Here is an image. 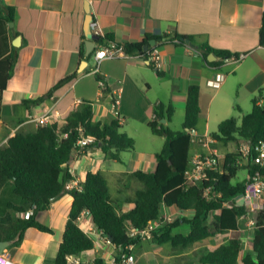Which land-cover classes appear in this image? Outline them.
<instances>
[{
    "label": "crops",
    "instance_id": "obj_1",
    "mask_svg": "<svg viewBox=\"0 0 264 264\" xmlns=\"http://www.w3.org/2000/svg\"><path fill=\"white\" fill-rule=\"evenodd\" d=\"M7 6L15 8V15L14 20L10 21L7 11H0V59L15 50L18 59L2 94L0 146L20 129L35 130L41 124L39 119L45 115L50 117L48 122L63 120L83 100L94 102V121L111 123L116 119L112 111V92L120 88L121 131L135 139V148L125 151L126 155L122 152L120 160L109 158L100 144L82 150L78 148L66 167L75 177L72 184L84 181L88 172H101L107 181L110 198L121 212L134 208L136 192L143 187L134 172L154 170L157 165L156 153L164 146L165 137L154 134L149 126L150 121L154 120L158 103L174 106L172 121L167 124L172 130H180L172 127L173 118L181 110L185 116L188 89L191 85L200 86L201 107L205 115L200 118L198 130L193 136L192 159L197 152H217L211 142L205 145L199 140L212 138L208 131L211 121L219 125L231 115L229 103L236 90L237 95H241V90L245 95H257L260 88L264 89V47L259 44L264 0H91L93 32L100 36L113 35L115 43L138 42L149 34L167 33L192 37L198 47L187 43L160 44V74L148 59L141 56L105 59L100 64V72L107 82L105 89L93 73L94 66L91 67L93 53L100 45L98 39L94 51L85 57L88 39L84 31L87 16L85 0H0V8ZM17 37H20L18 46L14 45ZM202 44L229 50L233 54H244V58L239 62L225 60L221 67H213L201 53ZM74 73L76 77L59 87L51 97L47 96L61 79ZM222 75L223 79L217 87L208 83ZM106 90L107 93H104ZM218 95H223L219 96V101H224L225 106L218 111L211 110L210 105ZM42 96H45V100L39 104H23L24 99ZM144 127H148L151 133L143 132ZM159 138H163L162 141L159 142ZM140 139L146 143L138 148ZM160 145V150H156ZM12 190L10 182L0 188L2 205L6 206L9 200L6 201L4 195ZM13 200L19 201L16 198ZM73 201L72 194L66 193L55 200L48 210L37 215L40 222L53 229L52 233L28 228L22 243L19 246L9 244L3 255L12 264H53ZM1 211L0 220L4 222L23 216V213H14L8 208ZM160 214L171 219L170 214L178 217L187 212L175 206L163 205ZM78 223L95 242L93 249L75 255L80 264H89L97 257L113 264L118 249L97 229L88 210L81 212ZM247 229L248 237L241 234L243 246L238 264H244L243 257L252 249L254 227ZM224 240L223 237L215 242L208 240L194 249L208 244L217 246ZM143 241L141 251L144 250ZM159 246V250L155 247L154 253L158 264H190L184 262V256L190 253L178 250L164 252L163 246ZM133 252L137 258L134 264H140L144 251L137 255ZM191 264L200 263L195 260Z\"/></svg>",
    "mask_w": 264,
    "mask_h": 264
},
{
    "label": "trees",
    "instance_id": "obj_2",
    "mask_svg": "<svg viewBox=\"0 0 264 264\" xmlns=\"http://www.w3.org/2000/svg\"><path fill=\"white\" fill-rule=\"evenodd\" d=\"M7 11V19L14 20L15 8L1 7ZM184 35L171 36L146 35L138 42L115 43L113 35L99 36L98 43L114 42L123 46L129 55L148 58L149 49L145 45L156 39L158 47L163 43L185 44ZM175 40V41H174ZM259 44L264 47V13L259 34ZM205 61L213 67H221L227 58L239 56L229 50L215 49L202 44ZM214 53L217 59L208 60ZM18 59L17 50L0 59V106L3 91L12 77ZM152 64V63H151ZM160 74V70L156 68ZM76 77V73L61 79L48 93H53ZM99 79L100 76L96 75ZM107 93V90L104 91ZM45 96L36 99H24L26 106L39 104ZM263 100V103L260 101ZM251 112L243 113L241 119L230 117L221 121L218 130L211 133L215 142L227 145L235 141H247L254 147L264 140V89L260 88L253 98ZM242 111L239 105L236 106ZM175 108L173 105L156 106V118L150 121L151 131L165 137L163 148L156 153L157 165L154 170H137L134 176L143 183L136 192L135 206L128 212H121L110 198L109 187L101 172H88L84 181L72 188L68 184L75 180L66 167L77 150V141L83 132L95 139L93 144H100L104 153L112 159H121L120 154L135 148V139L121 131L122 125L116 118L111 123L93 120L94 102L83 100L80 105L69 112L63 120H52L41 123L35 130H18L6 144L0 146V188L10 182L13 192L20 200H9L6 208L30 215L13 217L8 221L0 220V241H9L10 246H19L28 228H36L52 233L53 229L40 222L39 212L48 210L52 203L66 193L72 194L74 201L65 227L64 237L60 243L57 257L53 264H72L69 256L80 255L95 246L93 238L80 227L78 218L82 211L88 210L98 230L118 249L115 264H122V251L132 254L130 246L139 247L143 236L138 233L130 235V229L138 231L148 229L151 222L159 221L150 229V242L157 245H170L173 250L185 252L188 249L212 241L229 238L217 246H202L197 249V260L200 264H238L242 251L243 239L240 233V219L247 214V207L238 197L243 195L250 176L260 166L247 157V165L241 167L240 154L227 153L222 167L210 170L206 179L191 186L185 185L186 170L191 165L192 131L198 130L200 118L205 115L201 107V89L191 85L188 89L187 105L182 130H172L167 122L172 121ZM82 128V131L80 130ZM92 144V145H93ZM91 145V146H92ZM241 168L247 169V177L236 183L233 179ZM264 175V166L261 167ZM18 200V199H17ZM264 204V198H263ZM177 207L182 214L171 222H164L161 207ZM187 230L179 231L181 226ZM244 264H264V207L255 217L252 249L242 259ZM89 264H108L102 257L95 258Z\"/></svg>",
    "mask_w": 264,
    "mask_h": 264
},
{
    "label": "built area",
    "instance_id": "obj_3",
    "mask_svg": "<svg viewBox=\"0 0 264 264\" xmlns=\"http://www.w3.org/2000/svg\"><path fill=\"white\" fill-rule=\"evenodd\" d=\"M93 29V24H92ZM97 34V33H96ZM100 36V35H99ZM175 41V40H174ZM129 54H127L124 50L123 46H118L114 42H108V43H100L99 47L95 52L93 53V59H94V69L93 73L95 75H99L100 78L98 79L100 82V85L102 88H106L107 82L105 77L100 72V64L105 59H116L120 57H127ZM244 58V54L237 56H232L231 58H227L226 60L232 59L234 61H241ZM155 68L160 70L162 68V61H161V55L159 53L158 47L155 45L152 46L151 51L149 52V56L147 58ZM220 78L209 80L208 83L211 86L217 87L220 84V80L223 79V75L219 76ZM121 97L122 92L121 89H115L112 92V105H113V113L115 114L116 118L119 121L123 120L122 114L120 112V105H121ZM260 103H263V100L260 101ZM158 103L157 105H159ZM49 115L43 116V118L39 119L41 123H47L49 121ZM156 118V115H154V119ZM80 130L82 131V128L80 127ZM193 136H195V131H192ZM200 142L204 143L205 145H208L210 142H215L213 138H201L199 140ZM95 142L94 137L92 136H86L81 132V136L79 137L77 144L79 149H85L92 145ZM243 147L241 148V151L245 154L246 157L249 155H252V149H254V154L252 155V161L254 164L259 165L260 168L256 169L250 176L249 182L246 184L245 191L243 195H241L238 198V201L243 202V204L247 207V214H250L251 212L258 213L260 210L263 209V198H264V175L262 174V166H264V140L259 141L254 147H251L249 142L243 141ZM222 167V164L220 163L219 155L215 152H197L191 159V165L189 169L186 170V182L185 185L191 186L199 183L200 181L204 180L208 176V172L210 170H217ZM75 184H72L71 182L68 184L69 188H72L74 186H78L79 183L74 182ZM33 213V210H28L25 215H30ZM246 215H244L242 218H244ZM164 222H171L172 220L170 218L164 217ZM252 224H255V220L251 221ZM159 224V221L151 222V225L148 229L138 231L135 228L130 229V235L135 236L138 233H140L144 239L146 237H150V229L154 226H157ZM105 239L108 240L106 236H104ZM129 249H132V246L129 247ZM69 259L71 260L72 264H80V261L75 256L71 255L69 256ZM121 260L122 264H134L135 263V257L133 254H128L122 251L121 253ZM0 264H12L11 260L5 257L3 254L0 255ZM113 264H115V258L113 260Z\"/></svg>",
    "mask_w": 264,
    "mask_h": 264
},
{
    "label": "rangeland",
    "instance_id": "obj_4",
    "mask_svg": "<svg viewBox=\"0 0 264 264\" xmlns=\"http://www.w3.org/2000/svg\"><path fill=\"white\" fill-rule=\"evenodd\" d=\"M94 66V62L91 61V67ZM258 93V92H257ZM237 90L234 92V95H231L232 97V102L229 103V106L231 108V115L228 116V118L230 117H237L238 119H241V116L243 113H249L251 112L252 110V107H253V98L256 96V95H245L244 94V90H241V95H237ZM219 96H223V95H218L217 98L215 100H213V102L211 103L210 107H211V110H215V111H218L219 109L223 108L225 106V102L222 101L220 102L219 101ZM239 105L242 109V111H239L236 106ZM184 112H181L178 111L175 115V117L173 118V124H172V127L174 129H182V123L184 121ZM123 128V127H122ZM147 130V131H146ZM218 130V123H214L211 121L210 123V126H209V133H212V132H215ZM143 132H147V133H151L150 129L147 127L145 129V127L143 128ZM163 138H159V142L162 141ZM143 143H146V141H143V140H139L138 142V148H140V146L143 144ZM161 144V143H159ZM243 140H240V141H235V142H231L227 145H224L222 143H219V142H211V146L216 148L217 149V154L220 158V163L223 164V161L225 159V155L227 153H237V154H240L241 157H240V165L241 167H245L247 165V157L245 156V154L241 151V148L243 147ZM136 145V143H135ZM162 145H160L159 147H157L158 149L156 150H160ZM215 153V152H214ZM124 154L126 155V153L124 152ZM224 154V155H222ZM247 169L246 168H241L239 171H238V174L237 176L233 179V182L236 183L240 180H243L244 178L247 177ZM142 183V182H140ZM143 184V183H142ZM4 197L6 198V201L7 200H13L14 198L20 200L17 196H15L13 190L10 192H6V194L4 195ZM239 198V197H238ZM6 209V206L2 205L0 203V213L3 212L1 211V209ZM12 212L15 213V211L11 210ZM1 215V214H0ZM257 215V212L256 214L251 212L250 214L246 215L244 218H241L240 219V225L242 227V231L240 232L241 234L243 233L245 235V237H248V227L249 226H252V227H255V224H252L251 221L252 220H255V217ZM169 217H171L172 221L177 218L175 217L174 214H170ZM164 218V217H163ZM187 226H181L178 230L180 231H186L187 230ZM231 235H233L232 232H229L225 235V238H229ZM224 238V239H225ZM143 243H142V246L144 248V253L143 255H141L140 257V264H158V261H157V258L155 256L154 253H156V250H155V247H157V250L160 249V246L157 245V246H154L152 242H150L149 239H143ZM145 242V243H144ZM202 244H206L205 242H203ZM208 244V243H207ZM210 246V244H208ZM207 245V246H208ZM163 246V250H165L164 252H167V251H170V252H173V248L168 244V245H162ZM161 246V247H162ZM137 249V250H136ZM136 250V251H135ZM142 248L141 246L140 247H135V249L132 251L134 254L137 255L138 252H140V254L143 252L141 251ZM162 250V251H163ZM136 252V253H135ZM185 252H188L190 253L189 256H184V262H188V263H192L194 262L195 260H197V250L194 249V247L188 249L187 251ZM137 258L135 257V262H136Z\"/></svg>",
    "mask_w": 264,
    "mask_h": 264
},
{
    "label": "water",
    "instance_id": "obj_5",
    "mask_svg": "<svg viewBox=\"0 0 264 264\" xmlns=\"http://www.w3.org/2000/svg\"><path fill=\"white\" fill-rule=\"evenodd\" d=\"M90 1L91 0H85V10L87 12V16H86V20H85V27H84V31H85V35L88 38L86 40V50H85V57H89L91 55V53L94 51L95 49V41L98 39L99 35H97L96 33L93 32L92 29V24L94 22V16L90 13ZM12 24V22H11ZM185 41V43L189 44L192 47H197V45H195L193 43V41H191L190 38H184L183 39ZM20 37H17L14 41V45L18 46L20 45ZM157 43L156 39H152L150 40V42L148 44L145 45V49H149L150 46H154ZM205 49H201V53H204ZM217 59V56L214 53H210L208 55V60L209 61H214ZM83 68H81L82 71ZM75 151V149H74ZM9 245V241L7 240H1L0 241V255L4 254V251L6 250V248Z\"/></svg>",
    "mask_w": 264,
    "mask_h": 264
}]
</instances>
